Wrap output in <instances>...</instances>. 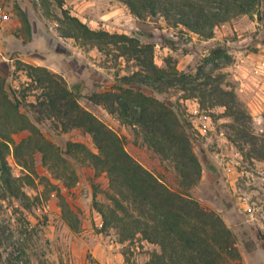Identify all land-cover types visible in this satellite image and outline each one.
<instances>
[{"label":"rangeland","instance_id":"374dc122","mask_svg":"<svg viewBox=\"0 0 264 264\" xmlns=\"http://www.w3.org/2000/svg\"><path fill=\"white\" fill-rule=\"evenodd\" d=\"M1 1L10 19L0 25V74L44 137V151L34 153L36 171L31 174L12 150L7 153L19 188L15 196L0 191V264H144L158 249L139 235L121 242L118 230L101 229L99 209L109 203L106 175H97L84 153L67 151L68 142L96 152L95 144L66 116L52 113L47 103L41 105L46 86L29 82V64L55 73L59 85L74 91L79 103L122 136L128 152L170 188L216 212L235 238L238 258L232 264H264V0H257L255 10L217 22L212 37L189 30L178 22V11L165 5L182 0H147L146 6L158 2L157 14H149L147 6L142 16L125 0ZM195 1L220 11V0ZM64 11L91 29L153 45L159 67L197 77L202 89L198 96L194 84L184 87L169 79L135 86L172 104L183 119L201 164L196 184L189 186L172 160L97 103L95 93L116 87L140 65L114 43L96 45L66 36ZM219 47L226 55L212 53ZM206 76L212 80L206 82ZM27 134L14 138L19 141ZM54 185L77 212V231L62 218Z\"/></svg>","mask_w":264,"mask_h":264},{"label":"trees","instance_id":"16d2710c","mask_svg":"<svg viewBox=\"0 0 264 264\" xmlns=\"http://www.w3.org/2000/svg\"><path fill=\"white\" fill-rule=\"evenodd\" d=\"M182 1L165 2V5L169 4L178 11V22L206 37H212L217 22L231 15L252 11L257 2L220 0V11L217 12L207 10L195 0ZM125 2L136 16H142L147 6L149 14H157V1H151L147 6V0ZM20 17L24 24H28L23 11H20ZM64 20L69 25L66 36L96 45L102 41L114 43L123 54H130L138 62L139 70L124 75L116 87L95 93L94 99L122 123L133 126L145 144L162 157L172 160L175 168L187 178L189 186L196 184L200 178L201 164L183 119L172 104L149 96L135 86L169 79L171 84L184 87L194 84V94L198 96L202 89L196 83L197 77L177 69L159 67L154 62V46L142 44L136 37L91 29L66 11ZM118 42L122 46H118ZM212 53L226 55L225 49L220 47ZM27 67L29 82L46 86V97L41 105L47 103L52 113L66 116L71 126L88 132L95 144L96 152L83 143L68 142L67 151L72 154L84 153L96 174L106 175L109 203L99 209L102 230H118L121 242L139 235L157 245L158 249L151 253L144 264H232L238 258L234 235L216 212L188 194L173 190L141 164L128 152L123 137L86 110L74 91L63 83L60 86L55 73L42 66L29 64ZM211 80L210 76H206V82ZM24 132L28 134L16 141L14 136ZM42 140L44 137L22 110V102L16 91L0 74V191L4 195L15 196L19 188L16 186L18 179L13 177L8 165L7 153L12 150L22 167L30 174L34 173V153L44 151ZM54 187L57 188L62 218L71 230L77 231L80 227L77 212L61 189L56 185Z\"/></svg>","mask_w":264,"mask_h":264},{"label":"built area","instance_id":"2783aa9c","mask_svg":"<svg viewBox=\"0 0 264 264\" xmlns=\"http://www.w3.org/2000/svg\"><path fill=\"white\" fill-rule=\"evenodd\" d=\"M10 19V13L8 12L6 6L0 0V25L5 23Z\"/></svg>","mask_w":264,"mask_h":264}]
</instances>
